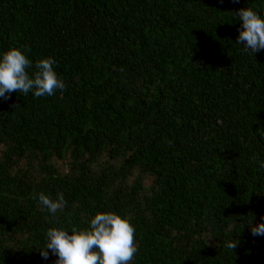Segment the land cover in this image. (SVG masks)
Returning a JSON list of instances; mask_svg holds the SVG:
<instances>
[{
    "label": "trees",
    "instance_id": "16d2710c",
    "mask_svg": "<svg viewBox=\"0 0 264 264\" xmlns=\"http://www.w3.org/2000/svg\"><path fill=\"white\" fill-rule=\"evenodd\" d=\"M264 0H0V53L56 61L65 90L0 101V264L44 261L52 227L128 216L131 264H264ZM63 193L51 216L39 204ZM231 239L238 246L231 251Z\"/></svg>",
    "mask_w": 264,
    "mask_h": 264
},
{
    "label": "clouds",
    "instance_id": "9594fccd",
    "mask_svg": "<svg viewBox=\"0 0 264 264\" xmlns=\"http://www.w3.org/2000/svg\"><path fill=\"white\" fill-rule=\"evenodd\" d=\"M233 2L239 3V0ZM236 17L241 22L236 44L242 51L253 55L264 51V15L253 8H246L239 10ZM55 66L54 58H43L30 74L28 70L33 65L22 49L13 47L0 53V101H7L14 92L24 96L31 93L34 98L63 92L65 82ZM259 134L264 137V131L259 130ZM38 201L51 216H56L67 203L63 193L55 199L40 193ZM251 234L264 236V223L253 227ZM134 237L135 226L128 216L115 212L97 213L84 229L75 226L70 230L49 228L40 255L44 261L50 255L56 257L55 264H131L138 253ZM226 246L233 251L238 241L231 239Z\"/></svg>",
    "mask_w": 264,
    "mask_h": 264
}]
</instances>
